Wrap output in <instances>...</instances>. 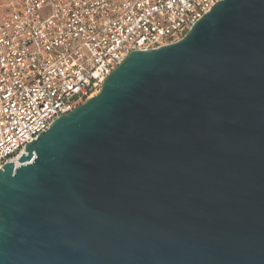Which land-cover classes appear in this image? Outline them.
Returning a JSON list of instances; mask_svg holds the SVG:
<instances>
[{
  "label": "water",
  "instance_id": "1",
  "mask_svg": "<svg viewBox=\"0 0 264 264\" xmlns=\"http://www.w3.org/2000/svg\"><path fill=\"white\" fill-rule=\"evenodd\" d=\"M0 169V264H264V0L134 51Z\"/></svg>",
  "mask_w": 264,
  "mask_h": 264
},
{
  "label": "built area",
  "instance_id": "2",
  "mask_svg": "<svg viewBox=\"0 0 264 264\" xmlns=\"http://www.w3.org/2000/svg\"><path fill=\"white\" fill-rule=\"evenodd\" d=\"M220 0H0V169L134 51L181 40Z\"/></svg>",
  "mask_w": 264,
  "mask_h": 264
},
{
  "label": "bare ground",
  "instance_id": "3",
  "mask_svg": "<svg viewBox=\"0 0 264 264\" xmlns=\"http://www.w3.org/2000/svg\"><path fill=\"white\" fill-rule=\"evenodd\" d=\"M95 96V95H94ZM93 97V96H92ZM16 166H18V163L16 162V163H14Z\"/></svg>",
  "mask_w": 264,
  "mask_h": 264
}]
</instances>
